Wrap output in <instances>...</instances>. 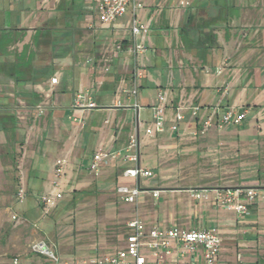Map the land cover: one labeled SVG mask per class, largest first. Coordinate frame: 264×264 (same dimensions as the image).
<instances>
[{"label":"crops","instance_id":"obj_1","mask_svg":"<svg viewBox=\"0 0 264 264\" xmlns=\"http://www.w3.org/2000/svg\"><path fill=\"white\" fill-rule=\"evenodd\" d=\"M139 2L149 29L146 51L135 56L142 39L131 33V10L103 25L95 0H0V264H43L30 252L39 240L64 260L115 253L126 247L134 219L148 230L177 225L217 234L216 264H264V0ZM138 66L145 75L134 99L127 92ZM80 94L97 105L79 112L83 126L74 122ZM161 96L164 132L149 136ZM180 107L201 111L196 119L186 112L179 123ZM230 108L246 112V119L219 128ZM135 133L139 165L153 177H124L134 164L120 158L98 176L89 172L100 148L124 152ZM64 156L63 194L73 196L77 227L83 228L80 213H91L90 232L82 234L90 236L75 242L55 221L40 233L31 228L52 187L55 162ZM119 186H138L141 194L125 203ZM21 187L24 206L14 211ZM238 188L258 192L247 216L215 203L217 193ZM89 195L96 198L90 208L79 206ZM175 247L172 242L166 264H205L202 250L181 257ZM143 253L152 259L148 248Z\"/></svg>","mask_w":264,"mask_h":264},{"label":"built area","instance_id":"obj_2","mask_svg":"<svg viewBox=\"0 0 264 264\" xmlns=\"http://www.w3.org/2000/svg\"><path fill=\"white\" fill-rule=\"evenodd\" d=\"M95 3L97 4L100 20L103 25L116 22L131 10V33L134 37H140L142 39V43L136 44L133 47L132 53L138 56L146 51L143 40L148 32L149 26L142 24L140 20L139 13L144 6L139 0H95ZM218 72L221 73V70H218ZM144 75V67L138 66L134 70L133 87L127 92L134 99L138 95L139 82L143 79ZM51 82L52 84H56L57 79L54 78ZM165 103L166 97L161 96L160 105L154 108L152 116L153 124L147 129V135L155 136L156 134L164 132ZM96 107V103L88 101L85 95H78L73 106L74 111L78 113L74 120L76 125L83 126L85 124V120L80 115L82 111ZM135 107L138 110L139 116L140 108L136 102ZM200 111L201 109L199 107H180L177 110L176 120L179 123L184 122L186 120V112H190L192 118L196 119ZM215 114L204 121L205 130L212 126ZM245 119L246 112L230 108L221 114L218 127L240 125ZM139 146V136L135 133L130 136L124 152H109L100 148L94 154L88 170L94 176H98L102 169L108 166L110 162L120 158L124 162L134 164L133 167L124 170V177L133 179L136 182L141 178H151L153 177L152 171L139 165ZM67 165V156L56 160L52 187L39 200L40 208L46 216H49L63 201V180L66 175ZM116 191L121 201L131 204L135 203L141 194V189L138 186L134 188L119 186ZM155 195L157 196V193ZM203 196V193H193V197L196 199H200ZM257 196L258 192L254 189L238 188L227 190L224 193H217L215 203L218 208L233 209L240 216H247L250 214L249 203L254 201ZM25 198L26 189L21 187L17 192L16 199L19 203H22ZM243 200L246 201L243 202ZM14 219L16 218L14 217ZM127 226L130 234L127 236L126 247L112 254L93 255L77 260H64L44 240L33 242L30 246V252L50 260L53 264H166V258L173 254V242L181 257L187 255L195 256L198 250H202L205 264H216L218 260L222 240L217 234L211 231H187L177 225H172L167 229L156 227L148 230L144 222L140 219L130 221ZM143 248H148L152 257L151 260L143 253ZM13 264H20V261L14 259Z\"/></svg>","mask_w":264,"mask_h":264},{"label":"rangeland","instance_id":"obj_3","mask_svg":"<svg viewBox=\"0 0 264 264\" xmlns=\"http://www.w3.org/2000/svg\"><path fill=\"white\" fill-rule=\"evenodd\" d=\"M64 195L65 196L63 198V201L58 206V209L54 211L52 214H50L49 216L44 215L41 212L40 208H36V211H35L36 220L32 222L31 228L36 230L38 233H40L42 226H44L45 222L47 223L46 227L50 228L51 225L55 221L59 223L60 229H63V232H65V237L68 238L69 242H75L78 238H82V237L87 238L88 236H90V234H85V235H82V234L90 232L89 230L91 228V219L89 218V216H91L90 209H84L85 212L80 213L81 218L85 217L83 220L81 219L83 228L81 229L79 227V224L77 227V225L75 224L76 222L75 216H78L76 212V207L71 208L72 206H74L73 204H71L72 203L71 201L73 200V196L70 195L69 193H66V194L64 193ZM9 199L10 198H3L2 203H5ZM36 199L37 198H32L33 201ZM94 200H96L95 196H92V195L86 196L83 198V201L79 203V206L87 205V207L90 208ZM23 204L24 203H18L17 205H14L15 208L12 210L18 211L24 206ZM68 205L70 207L66 209L65 207ZM77 222H78V218H77ZM80 242H84V241H80ZM42 263L43 264H53L50 260L44 257H42Z\"/></svg>","mask_w":264,"mask_h":264}]
</instances>
